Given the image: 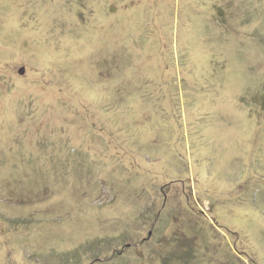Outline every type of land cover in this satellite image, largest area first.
<instances>
[{
  "label": "rangeland",
  "instance_id": "obj_1",
  "mask_svg": "<svg viewBox=\"0 0 264 264\" xmlns=\"http://www.w3.org/2000/svg\"><path fill=\"white\" fill-rule=\"evenodd\" d=\"M0 264H264V0H0Z\"/></svg>",
  "mask_w": 264,
  "mask_h": 264
},
{
  "label": "trees",
  "instance_id": "obj_2",
  "mask_svg": "<svg viewBox=\"0 0 264 264\" xmlns=\"http://www.w3.org/2000/svg\"><path fill=\"white\" fill-rule=\"evenodd\" d=\"M217 14L219 15V17H220V14L222 13V10L220 9V8H218V10H217ZM222 17V16H221Z\"/></svg>",
  "mask_w": 264,
  "mask_h": 264
},
{
  "label": "water",
  "instance_id": "obj_3",
  "mask_svg": "<svg viewBox=\"0 0 264 264\" xmlns=\"http://www.w3.org/2000/svg\"><path fill=\"white\" fill-rule=\"evenodd\" d=\"M21 72L23 73V72H24V70H23V69H21Z\"/></svg>",
  "mask_w": 264,
  "mask_h": 264
}]
</instances>
